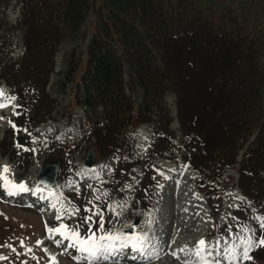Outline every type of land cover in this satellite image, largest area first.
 Returning <instances> with one entry per match:
<instances>
[{"label":"trees","instance_id":"trees-1","mask_svg":"<svg viewBox=\"0 0 264 264\" xmlns=\"http://www.w3.org/2000/svg\"><path fill=\"white\" fill-rule=\"evenodd\" d=\"M10 1L0 0V63L2 76L18 95L22 124L42 117L55 47L64 37L79 35L92 8L95 27L76 99L86 109L85 131L90 127L105 146L101 152L123 162L131 142L129 124L142 120L143 107L133 112L125 91L122 70L128 64L129 84L142 89L146 109L163 105L168 81L188 104L197 133L188 138L199 146L196 164L206 175L220 179L224 164L235 161L240 140L260 125L240 171L242 187L255 199L258 189L264 197V0H220L219 13L210 12L214 0H18L26 44L15 60L8 58L12 37L1 10ZM150 44L163 57V66ZM77 66L73 49L67 75ZM111 131V137H119H99ZM211 150L213 161L201 165ZM71 152L63 154L70 158ZM111 194L100 190L95 201L105 206Z\"/></svg>","mask_w":264,"mask_h":264},{"label":"rangeland","instance_id":"rangeland-1","mask_svg":"<svg viewBox=\"0 0 264 264\" xmlns=\"http://www.w3.org/2000/svg\"><path fill=\"white\" fill-rule=\"evenodd\" d=\"M15 3V2H14ZM19 13V8L17 4H12L8 9V18L14 20L15 16ZM93 12L89 11L86 21L83 24L82 32L75 38L65 39L59 46V50L56 54V67L51 75V80L48 85V89L52 95L56 98L57 108L52 113L51 119H48L44 124L43 129L34 128L31 133L33 136V156L30 160L31 165L23 170V168H18V161L11 160L8 156L0 157V166L9 165L11 171L7 173V176L10 180L19 182H25L29 188V192L20 193L17 195L9 196L7 191L0 186V223L5 226V224L15 222L20 224V229H15L16 238L19 239L20 249L16 250V253L22 251L26 256L30 257L31 253L39 255L41 258L40 264H50L52 257H55L56 264H184L185 260H191L197 262V264H203V261H207L209 264H215L217 260L220 261V264H264V257L255 259V260H237L235 262L230 261L228 258H221L223 250L225 247H231L235 244H239V238L242 235L238 232H233L231 234H220L216 232L220 226H216L215 215L211 213L207 203L203 204V195L194 191L192 189L193 182L184 183V191L181 194H178L177 197L171 192L173 188L172 184H169L167 188V195L159 194L157 200L155 201V207L152 210L144 212V204L135 199L136 194V185L131 184L128 186L129 195L126 199H123L120 203L115 204L117 209L116 217L118 219L112 226L111 231L114 233H123L125 235H132L133 232L129 229L136 227L135 233H148V242L147 246L143 251L132 250L131 260L138 261H129L126 262L121 257V259H110V258H97L92 259L89 257L88 253H82L79 250L75 252L73 248H68L67 243L69 241L64 240L63 243L57 245L54 243V240H48L46 243L45 240L49 238V234L44 232L47 230V226L54 228L53 220L58 214L60 206H63L67 210V219L70 221L76 218L75 207L68 200L66 194L73 191L75 188H78L84 184H91L96 179L102 177L104 173H107L109 169L114 164L112 158L105 159L101 158L97 163L89 165L86 162L87 150L90 147V141L87 138H84L81 131V122L80 117L75 119V121L70 122L67 116V105L70 101V90L75 85L73 80L75 75L71 80H67L65 71L67 69V57L71 51L76 48V54L80 57L87 52V43L91 38V22L93 20ZM16 39L19 40V43L15 46L13 50L14 58L20 56L23 50V42H21V32H15ZM126 74L128 77V69H126ZM0 89L3 90L4 96L0 97V103H4L5 107H0V139L4 134L6 128L14 124V119L17 114V104L14 102V95L11 90V87L5 82L3 78H0ZM128 90L132 93L133 98L136 101H140L141 93L140 90H132L130 87ZM9 98H14L10 99ZM167 103L168 106L172 108L175 119L172 122L173 128H178L180 121L177 117V107H176V95L173 91H169L167 94ZM78 115L82 114L83 111L81 108H78ZM42 122V123H43ZM61 122V123H60ZM146 126L142 130H137L138 132H146L145 139L140 138L136 142L138 147L137 155H142L144 151L147 150L151 140V135H155V128L157 126V121L146 122ZM47 134H57L63 139L72 141L73 138H81L79 143V148L75 153V162L77 164V173L72 179L64 180L60 184L54 187V190H50L44 187L41 183L38 182V173L42 168V165L49 161L50 159V150L39 149V140L43 136L42 132ZM145 142L143 146L142 143ZM173 142L175 145L171 149V155L174 156L173 160H182L184 161L185 150L179 146V139L176 137ZM6 158L8 161H6ZM188 164V163H187ZM186 163L182 166L185 174L195 173L192 169H187L185 166ZM189 165V164H188ZM174 163H167L165 168L172 170ZM177 169V166L175 167ZM141 171V168H138L136 173ZM159 179L165 177L163 169L157 170ZM233 173L235 175V182H237L238 172L234 169H228L226 174ZM184 177H178L176 179L177 188L182 185ZM198 177L194 179L196 183ZM3 181H0L2 185ZM191 183V185H190ZM196 185V184H195ZM164 183L160 184L162 192L165 190ZM192 186V187H191ZM40 188L41 191L36 192V188ZM177 192V191H176ZM51 193V195H50ZM43 196L47 197V203H43ZM30 198H32L30 200ZM244 199V196L238 189L229 188L228 193L225 197V211L228 213L224 215L223 221L228 220V215L234 212V208H237L240 201ZM113 200V199H112ZM30 201L35 204V209L31 208L29 204H32ZM114 201V200H113ZM55 205V208L53 207ZM229 210V211H228ZM75 212V215L71 213ZM119 213V215L117 214ZM141 216V218H140ZM167 216L166 219H164ZM44 218L47 219V222L44 221ZM145 218L146 220L151 219L152 224L149 225L146 221H142ZM165 220L164 222H162ZM150 226H154L149 228ZM165 226H168L164 229ZM128 227V229H126ZM215 228V229H214ZM147 229V230H142ZM214 229V230H213ZM92 230V228H91ZM142 230V231H141ZM167 230L169 234H165L163 231ZM162 238V240H161ZM62 239V238H59ZM201 239L206 241V250L201 257L195 255V248L197 242ZM42 241L43 243L37 245L36 241ZM219 242V243H218ZM101 243L108 244L109 241H102ZM117 247L110 250V252L115 249L121 250L122 248L118 247L120 241L114 242ZM150 243V244H149ZM153 244L154 246L151 247ZM151 245V246H150ZM149 246V247H148ZM131 244H128L127 247L130 248ZM175 248H185L184 252L175 250ZM30 249L31 251H28ZM47 249V251H45ZM254 249V248H253ZM13 247L6 250L7 253H11ZM191 250V251H189ZM2 251V247H0ZM6 252H3L6 254ZM176 252L179 258H173V253ZM237 255L242 252V248L238 247L236 249ZM145 260H139L143 258V255H151ZM211 253V255H209ZM250 252V256H251ZM264 255V252L262 253ZM86 257H89L86 259ZM175 257V256H174ZM252 258V256H251ZM129 259V260H130Z\"/></svg>","mask_w":264,"mask_h":264},{"label":"snow or ice","instance_id":"snow-or-ice-1","mask_svg":"<svg viewBox=\"0 0 264 264\" xmlns=\"http://www.w3.org/2000/svg\"><path fill=\"white\" fill-rule=\"evenodd\" d=\"M4 96L3 90L0 89V97ZM14 99V98H9ZM6 105L4 103H0V107H5ZM15 127V125H13ZM17 147H20L17 145ZM11 171L10 166L5 164L0 166V181H3L2 186L6 191L9 196L17 195L20 193H27L29 192V188L27 187L25 182H15L12 181L8 178L7 173ZM91 187V186H89ZM36 192L41 191V189L38 187L35 189ZM51 195V193H50ZM99 199V197H97ZM89 203H92L89 201ZM55 208V205H53ZM114 210V209H113ZM86 212H91L92 215H88L84 217V222L85 224L89 225V232L91 233L87 238H81L80 232L78 230L77 226L74 229H69L67 225L64 223H61L58 227L56 228H48L47 232L50 237H55L56 234H58L62 239H54V243L57 245H60L63 243L64 240L69 241L67 247L68 248H76L78 246V250L82 253H88L89 257L92 259H97V258H107L104 253L109 252L113 248L117 247L115 245V241H120V244L118 247L123 248L127 247L128 244L132 245L133 250H139L143 251L144 248L147 246L148 242V233H135V230L133 231L132 235H125L123 233H106L105 235H101L97 237L95 232L91 231V224L93 221V216L98 215L99 216V231H103L104 229V218L103 214L100 211H93L91 208H86ZM75 212H79V208L75 209ZM75 212H72V215H75ZM68 214L67 210L62 206L58 210V214L56 215V220L60 221L62 218ZM119 215V213H117ZM261 221L260 227L264 228V217L258 218ZM147 224L151 225L152 221L151 219H148L146 221ZM134 227V226H133ZM247 232L248 230L245 229ZM102 241H109L108 244L101 243ZM23 243V242H21ZM37 245L42 244L43 242L38 240L36 241ZM219 243V242H218ZM9 247H11L9 245ZM238 247L242 248V252L237 255L236 249ZM255 247H264V238L259 239L258 241H254L251 236H245V237H240L239 238V244H235L231 247H225L223 250V254L221 258H228L230 261H237V260H242V261H247L251 259L250 252L252 251L253 248ZM14 250V249H13ZM206 250V241L204 239H201L197 242V246L195 248V255L197 257L202 258V254ZM28 251H31L28 249ZM47 251V249H45ZM180 252H184L185 248H182L179 250ZM191 251V250H189ZM174 256L177 255L176 252L173 253ZM211 255V253H209ZM89 257H86L89 258ZM0 259H5V257L0 256ZM50 264H56L55 257H52ZM184 264H197L195 261L191 260H185ZM203 264H207V261H203ZM215 264H220V261L217 260Z\"/></svg>","mask_w":264,"mask_h":264},{"label":"water","instance_id":"water-1","mask_svg":"<svg viewBox=\"0 0 264 264\" xmlns=\"http://www.w3.org/2000/svg\"><path fill=\"white\" fill-rule=\"evenodd\" d=\"M94 161H95V154L91 149L89 151L88 162L93 163ZM52 162H49L48 165H44L42 171L40 172L39 180L45 183L46 185H54L58 181L59 161L56 160Z\"/></svg>","mask_w":264,"mask_h":264},{"label":"bare ground","instance_id":"bare-ground-1","mask_svg":"<svg viewBox=\"0 0 264 264\" xmlns=\"http://www.w3.org/2000/svg\"><path fill=\"white\" fill-rule=\"evenodd\" d=\"M52 163H54V162H52ZM172 162H170V164H171ZM49 163H47V164H45V165H48ZM186 167H187V169H191L190 167H189V165L186 163V165H185ZM46 188H48V189H50V190H52L54 187H46ZM150 244V243H149ZM152 245V246H151ZM150 246L151 247H153L154 245L153 244H151ZM149 247V246H148ZM107 253V252H106ZM148 257H150V256H148ZM109 258V257H108ZM174 258H179V256H175ZM123 260H125L126 262H129V261H138V260H127V259H123ZM139 260H145L144 258H141V259H139Z\"/></svg>","mask_w":264,"mask_h":264}]
</instances>
